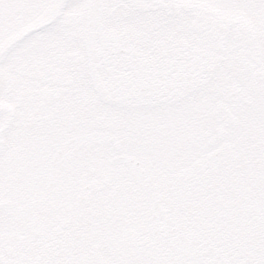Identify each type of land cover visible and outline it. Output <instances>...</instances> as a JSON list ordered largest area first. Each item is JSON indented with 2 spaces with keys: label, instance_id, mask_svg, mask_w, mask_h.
<instances>
[{
  "label": "flooded vegetation",
  "instance_id": "af4514ba",
  "mask_svg": "<svg viewBox=\"0 0 264 264\" xmlns=\"http://www.w3.org/2000/svg\"><path fill=\"white\" fill-rule=\"evenodd\" d=\"M261 236L264 0H0V264H264Z\"/></svg>",
  "mask_w": 264,
  "mask_h": 264
},
{
  "label": "rangeland",
  "instance_id": "374dc122",
  "mask_svg": "<svg viewBox=\"0 0 264 264\" xmlns=\"http://www.w3.org/2000/svg\"><path fill=\"white\" fill-rule=\"evenodd\" d=\"M216 100V98H214L213 99V102ZM230 214H234L233 212H229V215ZM260 237H257V240L256 241H258L256 244H253V245H257V244H259V243H262V242H264V239H259Z\"/></svg>",
  "mask_w": 264,
  "mask_h": 264
}]
</instances>
